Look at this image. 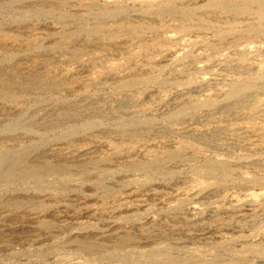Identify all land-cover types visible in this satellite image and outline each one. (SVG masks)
Here are the masks:
<instances>
[{"label": "rangeland", "instance_id": "rangeland-1", "mask_svg": "<svg viewBox=\"0 0 264 264\" xmlns=\"http://www.w3.org/2000/svg\"><path fill=\"white\" fill-rule=\"evenodd\" d=\"M0 264H264V0H0Z\"/></svg>", "mask_w": 264, "mask_h": 264}, {"label": "bare ground", "instance_id": "bare-ground-1", "mask_svg": "<svg viewBox=\"0 0 264 264\" xmlns=\"http://www.w3.org/2000/svg\"><path fill=\"white\" fill-rule=\"evenodd\" d=\"M251 194H252V193H251ZM246 195H247V197H248V194H246ZM254 196H255V195H254ZM244 197L247 199L246 196H244ZM253 198H254V197H253ZM253 198H252V200H254ZM248 199H249V198H248ZM242 200L246 202V200H244V198H243ZM237 201H238V200H237ZM239 202H240V200H239ZM239 202H238V203H239ZM241 202H242V201H241ZM247 203H248V202H247Z\"/></svg>", "mask_w": 264, "mask_h": 264}]
</instances>
